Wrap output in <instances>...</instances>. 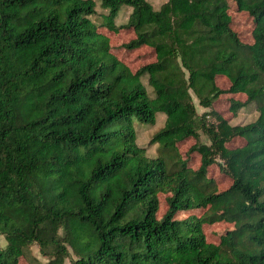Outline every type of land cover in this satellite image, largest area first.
I'll return each mask as SVG.
<instances>
[{
  "label": "trees",
  "instance_id": "obj_1",
  "mask_svg": "<svg viewBox=\"0 0 264 264\" xmlns=\"http://www.w3.org/2000/svg\"><path fill=\"white\" fill-rule=\"evenodd\" d=\"M230 1L250 17V41L231 27ZM98 2L95 22L94 0H0V264H264V0ZM120 27L133 35L116 46L105 31ZM144 45L153 59L135 68L112 50ZM223 91L245 94L233 113L251 102L257 116L231 124L212 107ZM157 111L147 156L134 124ZM235 136L244 142L228 146ZM219 221L231 226L207 240L203 225Z\"/></svg>",
  "mask_w": 264,
  "mask_h": 264
},
{
  "label": "rangeland",
  "instance_id": "obj_2",
  "mask_svg": "<svg viewBox=\"0 0 264 264\" xmlns=\"http://www.w3.org/2000/svg\"><path fill=\"white\" fill-rule=\"evenodd\" d=\"M95 1V12L90 15L91 19L95 22H98L101 20L100 14L105 12L106 9L102 8L99 5L98 0ZM151 3V5L156 8L158 5L164 1V0H147ZM130 10V7L125 4H121L119 6L117 15L114 17V22L116 24L123 23L126 20V16ZM228 11L231 17L230 25L231 27L236 30L240 37L245 41H250V30H251V20L250 17L245 13L244 10H238L235 8V5L230 1V5L228 6ZM100 29V28H99ZM102 30V29H101ZM105 31V30H104ZM105 33L108 36L109 42L113 45L118 46L119 43L128 40L130 37H132L133 32L126 28V27H120L117 31H105ZM114 53L126 61L132 68H135L136 66L145 63L147 61H150L153 59V53L148 45L141 46L137 48L136 50H114ZM143 83L148 91H150V86L147 84L146 79H143ZM215 83L220 88H226L229 85V79L225 74H217L215 76ZM244 99L245 94L242 92H221L218 97L213 101L212 107L218 111H220V114L224 117L229 118V122L231 124L234 123H245L248 121L253 120L257 116V111L253 105V103L248 102L241 107H239L235 113L234 111L229 107L230 99ZM192 99L195 103L197 111H201L204 109L201 105L197 103V99L194 95H192ZM155 121L152 125H148V123L145 122H136L134 124L135 129V141L139 145H143L145 149V154L147 156H154L156 154V144H149L148 139L151 136V134L162 125L163 116L164 113L157 111L156 112ZM163 115V116H162ZM208 119H211V116L208 117ZM199 139L200 141L208 142L206 134H204L201 130H199ZM193 142V138L189 137L185 140L178 142L176 144L177 149L183 153L188 146ZM244 142V139L239 136L232 137L229 141L226 142L228 146H237ZM188 164L191 167H195L198 164V155L192 154L191 157H189ZM208 174L216 178L217 180V186L218 188H223L227 186L229 183V177L224 174V172L219 169L218 165L211 164L208 168ZM164 194H159V208L157 210V216H160L161 212L165 208L164 203ZM186 215V212L180 213L178 216L183 217ZM231 223L219 221L214 222L211 224H204L202 227V230L207 238V240L212 242H218L219 240V230L222 228L230 227ZM5 243V239L2 234H0V245ZM29 253L36 257L39 261H45L46 257L43 256L38 248L37 245L34 243L30 244L29 247ZM20 264H25L24 262H20ZM63 264H67V258L65 259V262Z\"/></svg>",
  "mask_w": 264,
  "mask_h": 264
}]
</instances>
